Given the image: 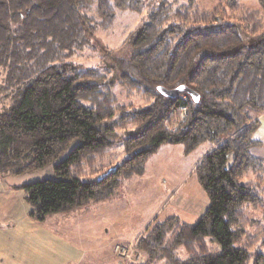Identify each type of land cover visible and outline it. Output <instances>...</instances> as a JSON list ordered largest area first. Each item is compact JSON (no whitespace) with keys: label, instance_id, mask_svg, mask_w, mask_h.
<instances>
[{"label":"trees","instance_id":"obj_1","mask_svg":"<svg viewBox=\"0 0 264 264\" xmlns=\"http://www.w3.org/2000/svg\"><path fill=\"white\" fill-rule=\"evenodd\" d=\"M239 2L220 0L207 11L197 0L152 7L145 0H0L4 90L25 87L0 112V175L53 166L57 176L22 187L33 220L113 199L164 144L190 153L214 142L196 167L210 200L206 213L195 225L173 217L153 224L137 253L143 264H264V255L253 252L261 236L248 233L249 209L264 202L263 144L253 138L264 115V0L262 11ZM146 10L120 79L146 107L127 112L115 81L70 59L91 47L92 35L110 29L118 13ZM180 86L199 101L158 90ZM130 126L132 135L122 138Z\"/></svg>","mask_w":264,"mask_h":264},{"label":"rangeland","instance_id":"obj_2","mask_svg":"<svg viewBox=\"0 0 264 264\" xmlns=\"http://www.w3.org/2000/svg\"><path fill=\"white\" fill-rule=\"evenodd\" d=\"M145 1L151 5V7L160 2V0ZM239 1L242 7L247 10L262 11L260 0ZM219 3L220 0H197V5L201 9L207 11L213 10ZM146 13L147 10L141 15L132 12L118 13L116 21L110 29L96 32V34L91 37V47L78 52L70 59L71 62L79 64L83 68H95L99 72L106 74L110 80L115 81V94L119 99V104L129 107L128 110H126L127 112L131 110L142 111L146 107V104L142 102L143 99L137 93L127 94L125 89L122 88L123 86L120 85L121 75L125 73L121 64L124 62V59H131L133 55L132 52H134V50H132V46L135 35L142 24L147 20L145 17ZM170 24L171 22H169V26H171ZM129 53L131 54L129 55ZM4 88V74L0 73V112L7 110L15 104L24 92L23 90L25 87L16 92H8L4 90ZM134 129L135 127L130 126L128 130L121 131L120 134L122 138L132 135ZM253 138L262 142L263 148L261 151L264 153V115L259 118V125L254 131ZM214 147V142H207L197 150L185 153L182 144H164L148 161L142 176L124 182L118 195L113 197V199L89 207L92 209L100 204H109L108 210L110 209L111 219L115 221L117 216H123V206L120 204L114 205V201L118 200L119 197L126 198V203L128 206L130 205L129 209L126 210L127 215L133 214L135 203L144 198V220H146L145 218L148 215L155 213L152 217L147 219L149 225H144V228L147 226V229L145 232H142L138 239L127 244H118L115 246L114 253L118 264L121 258L119 259L120 256L117 254L116 248H135L137 252L136 247L138 240L153 224L162 223L173 217L181 224L195 225L206 213L210 200L199 183L196 167L200 160ZM118 150L120 151L119 162H121L124 160L125 156L121 148ZM256 176V173L248 174V177L252 180H255ZM56 178L57 176L53 166H49L39 172L20 176L0 175V224H6L11 219L18 216L16 202L19 201V198L17 194H15L17 193L16 190H20L19 193H21L22 199L25 200V193L22 190L23 186ZM160 202L161 204L157 207ZM28 208H30L29 205ZM89 208L80 210H88ZM80 210H75L73 212ZM119 211H121L122 214L118 215ZM249 214H251V218L253 219V226L251 225V227L248 228V233H255L261 236L253 252H259V254L261 253L264 255V243H262L264 240V202L261 206H252L249 209ZM55 216L57 215L50 216L41 223L47 227L46 229L48 231L51 223L48 220ZM51 221L54 223L56 220L53 219ZM214 247L220 248L218 244H214ZM91 253L92 252H85L82 254L80 258L82 264L89 258V264H100V260H104L101 256ZM137 254L140 257L138 263L143 264V255L140 253ZM177 255L181 259H185L187 256L183 248L178 250ZM73 258H76L75 255L72 258L69 257L71 261L67 262V264H78V261L73 260ZM158 264L164 263L158 262Z\"/></svg>","mask_w":264,"mask_h":264},{"label":"crops","instance_id":"obj_3","mask_svg":"<svg viewBox=\"0 0 264 264\" xmlns=\"http://www.w3.org/2000/svg\"><path fill=\"white\" fill-rule=\"evenodd\" d=\"M19 191L15 193L19 198L16 202L18 216L0 224V264H67L71 261L69 257L74 255L76 258L73 260L79 264L85 252L101 256L104 260H100V264H118L115 246L138 239L147 229L144 225H149L147 219L155 214L148 215L144 220L143 198L135 203L134 213L127 215L130 205L126 203V198L119 197L113 203L123 206V216H117L115 221L108 210L110 205L100 204L68 216L51 217L48 231L47 227L30 217L31 209ZM119 214H122L121 211ZM53 219L56 220L54 223ZM89 263L90 258L83 264Z\"/></svg>","mask_w":264,"mask_h":264},{"label":"built area","instance_id":"obj_4","mask_svg":"<svg viewBox=\"0 0 264 264\" xmlns=\"http://www.w3.org/2000/svg\"><path fill=\"white\" fill-rule=\"evenodd\" d=\"M116 252L120 256L119 259L121 258L119 264H139L140 257L135 251V248L117 247Z\"/></svg>","mask_w":264,"mask_h":264},{"label":"water","instance_id":"obj_5","mask_svg":"<svg viewBox=\"0 0 264 264\" xmlns=\"http://www.w3.org/2000/svg\"><path fill=\"white\" fill-rule=\"evenodd\" d=\"M158 90H159L160 94H162L163 96L168 97V98H176V97H179L183 94H188L194 99V101H196V102L199 101V95L186 86H180V87L173 89V90H168V89H164V88H159Z\"/></svg>","mask_w":264,"mask_h":264}]
</instances>
